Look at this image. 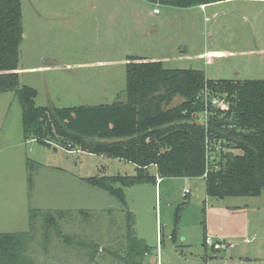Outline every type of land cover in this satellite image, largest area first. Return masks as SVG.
I'll use <instances>...</instances> for the list:
<instances>
[{
  "label": "rangeland",
  "instance_id": "rangeland-1",
  "mask_svg": "<svg viewBox=\"0 0 264 264\" xmlns=\"http://www.w3.org/2000/svg\"><path fill=\"white\" fill-rule=\"evenodd\" d=\"M21 3L17 73L20 85L36 90L39 107L95 106L123 99L127 56L163 61L167 69H202L209 80L264 79V1L212 4L217 6L204 12L145 0ZM204 41L209 51L232 54L212 56L208 64L180 58L186 49L196 53ZM134 170L131 163L115 158L24 141L15 93L0 94V234L30 232L20 264H125V259H116L129 249L128 213L130 235L150 252L141 256V264H155L162 248L163 253L205 252V215L211 207L215 230H232L234 222L238 229L251 220V232L264 236V210L259 208H264V193L216 199L206 196L201 177L165 178L157 185L123 188L125 207L83 180L132 176ZM30 210L64 212L56 219L62 238L44 228L39 214L30 223Z\"/></svg>",
  "mask_w": 264,
  "mask_h": 264
},
{
  "label": "trees",
  "instance_id": "trees-1",
  "mask_svg": "<svg viewBox=\"0 0 264 264\" xmlns=\"http://www.w3.org/2000/svg\"><path fill=\"white\" fill-rule=\"evenodd\" d=\"M145 1L191 8L228 0ZM22 34L21 0H0V94L15 93L23 140L115 158L135 167L132 176L84 178L88 185L106 191L125 207L123 188L156 185L157 179L165 178L201 177L206 196L216 199L264 193V79L209 80L200 69H167L159 60L127 56L123 99L95 106L39 107L36 90L19 83ZM204 89L210 97L222 98L228 108L206 105ZM176 98L180 101L174 105ZM207 152L214 160L203 177ZM38 214L44 228L62 238L56 219L65 213L30 210V223ZM129 219L128 213L126 245L131 248L136 240L130 235ZM29 235L0 234V264H20Z\"/></svg>",
  "mask_w": 264,
  "mask_h": 264
},
{
  "label": "crops",
  "instance_id": "crops-1",
  "mask_svg": "<svg viewBox=\"0 0 264 264\" xmlns=\"http://www.w3.org/2000/svg\"><path fill=\"white\" fill-rule=\"evenodd\" d=\"M229 2H221V3H216L217 5H226L229 3H236V2H260L264 0H228ZM214 5V6H217ZM214 6H198V7H191V8H197L201 12H204L207 8L209 7H214ZM182 9H189V8H182ZM158 12L157 14H159ZM156 14V15H157ZM216 17L217 14H214ZM208 46L206 45V42L204 41L202 43L201 49L196 51V53L189 54L186 50H184L183 55L180 57L182 59H187V60H194V61H201L204 60L205 64L209 63V58L212 56H215L217 54L224 55V56H229L232 54V52H217V51H209ZM256 53L259 51L256 50ZM237 53V52H235ZM170 59V55L168 56ZM146 60H154V59H146ZM163 62V61H161ZM202 70V69H200ZM204 72V70H202ZM205 75V72H204ZM206 77V75H205ZM160 181H162L160 179ZM160 183V182H159ZM157 185V184H156ZM237 207V206H236ZM235 207V208H236ZM229 208V207H228ZM260 210H264V208L259 207ZM207 209V208H206ZM244 209L247 214L250 212L249 207H245ZM214 208L211 207L208 212H206L205 215V230H204V235L205 236H214L219 238L218 240H222L228 243H231L233 246L232 248H228L226 250L218 251V253H214L213 251H208L206 250V246H203L205 248V252H200L197 253L195 251L188 252L184 254L183 252H170V253H163V248L162 251L159 253L156 252L155 254V264H264V236L259 237L257 234L252 233L251 230V220H247L244 223L239 224L238 229L235 228V222L231 223L234 225L232 230H226V229H218L215 230L214 226L211 221V214L213 213ZM256 226L261 229V227L256 224ZM257 228V227H256ZM254 230V229H253ZM254 232V231H253ZM173 236V234H172ZM171 236V241L173 240ZM219 236V237H218ZM136 240V239H135ZM204 245V243H203ZM187 250H191L189 246H187ZM169 248H166V250H169ZM172 249V247H171ZM142 250V252H140ZM224 252V253H223ZM231 252V253H228ZM147 253V254H146ZM150 252H147V248L145 245L140 244L139 241L136 240V244H133V247L129 248L124 254V258L116 259L118 261L125 259V264H141V256H148Z\"/></svg>",
  "mask_w": 264,
  "mask_h": 264
},
{
  "label": "built area",
  "instance_id": "built-area-1",
  "mask_svg": "<svg viewBox=\"0 0 264 264\" xmlns=\"http://www.w3.org/2000/svg\"><path fill=\"white\" fill-rule=\"evenodd\" d=\"M155 6H158V5L155 4ZM158 12L159 11L157 9H153L154 14H157ZM202 95H203V100H204L206 105L209 102V105L213 108H217L220 110H226L228 108L227 103L222 98L210 97L209 93L207 92L206 89H204ZM202 116H203L202 118L205 120V112H204V115H202ZM213 160H214L213 155H211L209 152H207L206 153V170H205L203 177H205L207 175V172H208L207 170L209 169V166L213 162ZM156 182L159 183L160 179H157ZM184 193H187V190H185ZM203 243H204V246H206V247H208L214 251L226 250L228 248H232V246H233L231 243H228L225 241H215L210 236H205L203 238Z\"/></svg>",
  "mask_w": 264,
  "mask_h": 264
}]
</instances>
